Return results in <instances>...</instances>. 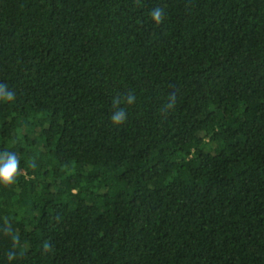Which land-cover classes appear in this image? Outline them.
<instances>
[{
  "label": "trees",
  "instance_id": "1",
  "mask_svg": "<svg viewBox=\"0 0 264 264\" xmlns=\"http://www.w3.org/2000/svg\"><path fill=\"white\" fill-rule=\"evenodd\" d=\"M0 83V264H264V0H0Z\"/></svg>",
  "mask_w": 264,
  "mask_h": 264
},
{
  "label": "clouds",
  "instance_id": "2",
  "mask_svg": "<svg viewBox=\"0 0 264 264\" xmlns=\"http://www.w3.org/2000/svg\"><path fill=\"white\" fill-rule=\"evenodd\" d=\"M151 19L157 24H161L164 20V11L162 8L157 7L150 13ZM15 99V93L9 90L6 84L0 83V101L10 102ZM135 102V95L132 93L127 94L121 98L115 97L113 100V108L115 109L111 114V122L115 126L124 124L127 121V112L121 107L122 103L132 105ZM176 104V95L170 94L167 103L163 106V111L167 112L170 109H174ZM19 158L11 152L0 153V184L4 186H11L15 183L16 177L20 171ZM14 254H9V259H13Z\"/></svg>",
  "mask_w": 264,
  "mask_h": 264
}]
</instances>
